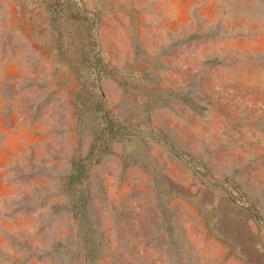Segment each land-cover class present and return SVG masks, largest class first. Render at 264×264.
I'll list each match as a JSON object with an SVG mask.
<instances>
[{"label": "rangeland", "instance_id": "1", "mask_svg": "<svg viewBox=\"0 0 264 264\" xmlns=\"http://www.w3.org/2000/svg\"><path fill=\"white\" fill-rule=\"evenodd\" d=\"M0 264H264V0H0Z\"/></svg>", "mask_w": 264, "mask_h": 264}]
</instances>
